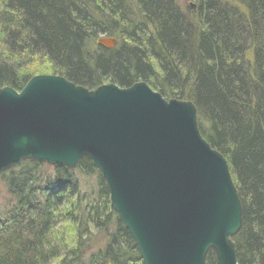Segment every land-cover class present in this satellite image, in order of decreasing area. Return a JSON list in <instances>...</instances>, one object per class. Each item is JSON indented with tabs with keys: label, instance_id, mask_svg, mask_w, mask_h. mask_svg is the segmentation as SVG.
Masks as SVG:
<instances>
[{
	"label": "trees",
	"instance_id": "trees-1",
	"mask_svg": "<svg viewBox=\"0 0 264 264\" xmlns=\"http://www.w3.org/2000/svg\"><path fill=\"white\" fill-rule=\"evenodd\" d=\"M35 57L87 90L144 81L192 102L240 200L236 262L264 264V0H0V87L19 91L31 75L18 64ZM0 264L143 263L84 156L0 173Z\"/></svg>",
	"mask_w": 264,
	"mask_h": 264
},
{
	"label": "water",
	"instance_id": "water-1",
	"mask_svg": "<svg viewBox=\"0 0 264 264\" xmlns=\"http://www.w3.org/2000/svg\"><path fill=\"white\" fill-rule=\"evenodd\" d=\"M84 156L143 264H206L209 250L217 264H237L240 200L192 102L167 100L144 81L87 90L38 74L19 91L0 87V173L25 159L74 168Z\"/></svg>",
	"mask_w": 264,
	"mask_h": 264
},
{
	"label": "rangeland",
	"instance_id": "rangeland-1",
	"mask_svg": "<svg viewBox=\"0 0 264 264\" xmlns=\"http://www.w3.org/2000/svg\"><path fill=\"white\" fill-rule=\"evenodd\" d=\"M26 60H27L26 62L22 60L20 61L21 64H18L20 66V71H19L20 74H27L31 76L38 74H53V69L51 65L44 58L35 57L32 59L27 58ZM28 60L31 61L27 63Z\"/></svg>",
	"mask_w": 264,
	"mask_h": 264
},
{
	"label": "bare ground",
	"instance_id": "bare-ground-1",
	"mask_svg": "<svg viewBox=\"0 0 264 264\" xmlns=\"http://www.w3.org/2000/svg\"><path fill=\"white\" fill-rule=\"evenodd\" d=\"M4 171V170H3Z\"/></svg>",
	"mask_w": 264,
	"mask_h": 264
}]
</instances>
